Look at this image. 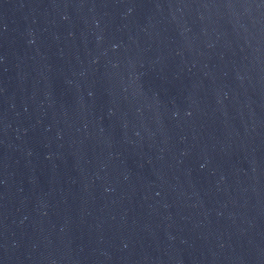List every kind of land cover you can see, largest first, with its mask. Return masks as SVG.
<instances>
[{"label": "water", "instance_id": "obj_1", "mask_svg": "<svg viewBox=\"0 0 264 264\" xmlns=\"http://www.w3.org/2000/svg\"><path fill=\"white\" fill-rule=\"evenodd\" d=\"M0 264H264V0H0Z\"/></svg>", "mask_w": 264, "mask_h": 264}]
</instances>
